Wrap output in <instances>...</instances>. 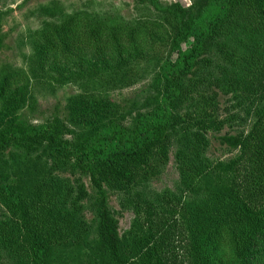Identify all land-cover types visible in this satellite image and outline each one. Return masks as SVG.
<instances>
[{"label":"trees","instance_id":"1","mask_svg":"<svg viewBox=\"0 0 264 264\" xmlns=\"http://www.w3.org/2000/svg\"><path fill=\"white\" fill-rule=\"evenodd\" d=\"M134 2L155 17L44 9L1 75L0 264H264V0ZM70 83L67 121L24 119L31 86ZM210 137L235 156L213 163ZM171 158L177 193L157 192Z\"/></svg>","mask_w":264,"mask_h":264},{"label":"rangeland","instance_id":"2","mask_svg":"<svg viewBox=\"0 0 264 264\" xmlns=\"http://www.w3.org/2000/svg\"><path fill=\"white\" fill-rule=\"evenodd\" d=\"M162 6L179 4L189 8L192 0H158ZM59 8L65 14L79 11L96 13L99 18L111 19L112 24H131L140 18H154L147 4L138 5L134 0H0V77L9 71L25 70L26 56L31 53L28 35L42 27L44 21H48V15L43 13L47 8ZM153 11V10H152ZM59 16V15H57ZM141 84V83H140ZM140 84L133 87L117 89L108 92L110 99L120 107L126 108V101L131 99L140 88ZM82 92V91H81ZM32 102L23 111L25 120L32 124H40L53 117H59L67 121L68 106L73 99L80 95L77 86L70 83L61 86L42 88L31 86ZM30 106H34L30 109ZM128 121L123 125L128 127ZM73 128L69 127V130ZM64 132V131H63ZM64 134H67L66 132ZM68 136V135H67ZM213 136V135H209ZM211 143L208 156L213 163L228 161L236 153L226 154L220 148L218 142L210 137ZM86 188L90 186L84 180ZM205 183L201 182L200 186ZM178 176L172 158L163 176L153 183L157 192L171 190L177 193ZM185 202L192 199L190 195L184 196ZM109 208L118 222L119 232H127L133 220L131 212H123L118 207L115 197L109 200ZM90 218V214L87 215Z\"/></svg>","mask_w":264,"mask_h":264}]
</instances>
